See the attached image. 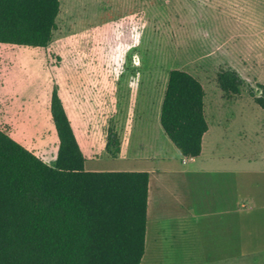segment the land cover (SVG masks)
I'll list each match as a JSON object with an SVG mask.
<instances>
[{"label": "rangeland", "instance_id": "rangeland-1", "mask_svg": "<svg viewBox=\"0 0 264 264\" xmlns=\"http://www.w3.org/2000/svg\"><path fill=\"white\" fill-rule=\"evenodd\" d=\"M0 67H25L20 74L38 96L75 75H101L108 95L94 127L125 129L135 114L130 139L145 151H151L144 146L151 109L157 112L169 72L182 70L199 79L206 121L225 131L236 154L244 145L264 152V110L248 93L251 87L259 94L264 84V0H60L49 47L2 44ZM221 67H235L245 80L240 97H223L216 82ZM249 187L264 193V172L252 174Z\"/></svg>", "mask_w": 264, "mask_h": 264}, {"label": "trees", "instance_id": "trees-1", "mask_svg": "<svg viewBox=\"0 0 264 264\" xmlns=\"http://www.w3.org/2000/svg\"><path fill=\"white\" fill-rule=\"evenodd\" d=\"M60 0H0V44L48 48ZM223 97L242 95L245 80L221 67ZM249 96L264 110V84ZM205 91L191 74L172 70L160 125L183 157L196 158L208 131ZM51 116L59 139L55 167L0 130V264H141L145 253L149 174L87 172L85 157L55 85ZM106 152L120 153L108 129Z\"/></svg>", "mask_w": 264, "mask_h": 264}, {"label": "crops", "instance_id": "crops-1", "mask_svg": "<svg viewBox=\"0 0 264 264\" xmlns=\"http://www.w3.org/2000/svg\"><path fill=\"white\" fill-rule=\"evenodd\" d=\"M24 68L0 67L1 131L55 167L59 139L50 107L56 85L85 157V171L149 174L141 264H264V193L246 191L251 175L264 172L263 148L258 155L257 148L254 151L251 145H244L242 153L236 154L234 145L225 142V131L207 123L201 154L183 157L160 125L168 74L157 112L151 109V140L144 145L151 151L139 149L130 139L133 114L125 129L115 128L120 153L112 158L106 152L107 122L100 129L94 127L108 95L109 81L101 78V69L100 79L75 75L67 86L50 84L38 96L21 76ZM152 100L148 101L151 105ZM164 147L171 150L172 157Z\"/></svg>", "mask_w": 264, "mask_h": 264}]
</instances>
